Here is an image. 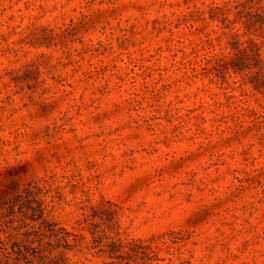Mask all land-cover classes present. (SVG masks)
Masks as SVG:
<instances>
[{
  "label": "rangeland",
  "instance_id": "374dc122",
  "mask_svg": "<svg viewBox=\"0 0 264 264\" xmlns=\"http://www.w3.org/2000/svg\"><path fill=\"white\" fill-rule=\"evenodd\" d=\"M0 264H264V0H0Z\"/></svg>",
  "mask_w": 264,
  "mask_h": 264
},
{
  "label": "trees",
  "instance_id": "16d2710c",
  "mask_svg": "<svg viewBox=\"0 0 264 264\" xmlns=\"http://www.w3.org/2000/svg\"><path fill=\"white\" fill-rule=\"evenodd\" d=\"M62 240H63V239H62L61 237H58V238L56 239L57 244H59ZM65 246H66V244H65Z\"/></svg>",
  "mask_w": 264,
  "mask_h": 264
}]
</instances>
